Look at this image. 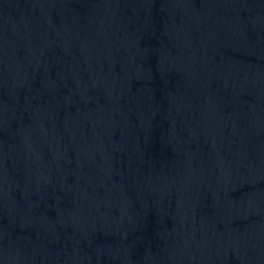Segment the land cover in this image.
Wrapping results in <instances>:
<instances>
[{"label": "water", "instance_id": "obj_1", "mask_svg": "<svg viewBox=\"0 0 264 264\" xmlns=\"http://www.w3.org/2000/svg\"><path fill=\"white\" fill-rule=\"evenodd\" d=\"M0 264H264V0H0Z\"/></svg>", "mask_w": 264, "mask_h": 264}]
</instances>
